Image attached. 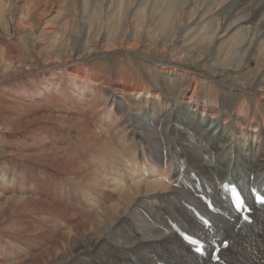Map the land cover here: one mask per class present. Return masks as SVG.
<instances>
[{"label":"bare ground","instance_id":"obj_1","mask_svg":"<svg viewBox=\"0 0 264 264\" xmlns=\"http://www.w3.org/2000/svg\"><path fill=\"white\" fill-rule=\"evenodd\" d=\"M128 34L125 30L122 37ZM152 65L159 74L179 75L183 82V69ZM101 80L84 72L67 79L76 101L87 92L93 97L90 107L82 108L84 116L99 115L102 97L109 100L110 117L130 113L123 124L127 134L122 149H113L106 135L88 140L110 154L107 161L93 160L87 166L88 159L81 164V159L68 161L55 154L54 148L63 144L51 139L33 146L44 154L47 166L68 177L69 187L5 196L2 217L13 205L20 211L25 204L32 207L35 240L24 244L31 254L27 262L3 255L0 264H264V206L252 194L264 198V113L259 106L253 110L244 96L235 101L210 93L195 96V82L190 94L179 91L173 107L156 87L144 89L135 80L115 86L108 81L109 89L98 92ZM226 90L230 98L232 87ZM126 95L136 97L135 106L127 105ZM6 174L4 169L0 192L13 194L16 179ZM229 186L237 187L249 207L245 217L232 208ZM90 200L97 208L87 204ZM186 237L202 243L204 254L199 256L200 249L189 246Z\"/></svg>","mask_w":264,"mask_h":264},{"label":"rangeland","instance_id":"obj_2","mask_svg":"<svg viewBox=\"0 0 264 264\" xmlns=\"http://www.w3.org/2000/svg\"><path fill=\"white\" fill-rule=\"evenodd\" d=\"M182 2L0 0V176L6 169L17 182L11 190L15 195L0 192V206L5 196L19 197L21 190L35 195L69 187L68 177L33 150L42 140L63 144L54 148L55 154L68 161L81 159V164L88 159L87 166L93 160L107 161L110 154L88 140L106 135L105 142L122 149L127 134L123 124L130 113L110 117L109 100L102 97L99 115L84 116L82 108L90 107L93 97L85 93L79 105L67 81L78 72L100 76L98 92L106 91L108 81L115 86L135 80L144 89L156 87L173 107L179 91L190 94L196 82L195 96L210 93L230 101L244 96L253 110L258 105L264 113V93L259 92L264 88V0H189L181 8ZM125 30L132 34L128 39L122 37ZM154 62L183 69V82L179 75L159 74ZM126 96L127 105L135 106L136 97ZM88 203L97 208L95 201ZM17 207L3 217L0 207V246L7 248L4 252L0 247V259L5 255L27 262L31 254L24 244L35 240V214L26 204L21 211Z\"/></svg>","mask_w":264,"mask_h":264},{"label":"snow or ice","instance_id":"obj_3","mask_svg":"<svg viewBox=\"0 0 264 264\" xmlns=\"http://www.w3.org/2000/svg\"><path fill=\"white\" fill-rule=\"evenodd\" d=\"M261 203H264V200H260ZM247 219V218H246Z\"/></svg>","mask_w":264,"mask_h":264}]
</instances>
